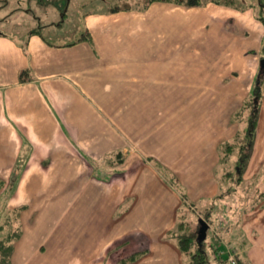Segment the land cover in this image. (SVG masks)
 Returning <instances> with one entry per match:
<instances>
[{"label": "crops", "instance_id": "1", "mask_svg": "<svg viewBox=\"0 0 264 264\" xmlns=\"http://www.w3.org/2000/svg\"><path fill=\"white\" fill-rule=\"evenodd\" d=\"M94 1L102 12L87 8L86 28L75 39L51 42L32 28L22 42L0 32V171L3 167L23 171L20 179L15 177L19 203L25 202L22 197L37 195L39 187L42 192L50 187L51 172L62 169L58 176H65L64 170L70 171L57 182L65 193L71 186L68 177L87 171V181L80 179L90 195H77L79 190L73 195L75 209L71 213V206L66 213L67 226H76L78 232L85 228L109 232L112 223L108 216L113 219L114 214L124 212L126 216L117 220L112 234L122 239L144 231L152 243L153 235L145 231L142 220L168 219L165 231H169L175 228L178 214L184 213V202L206 209L221 187L224 192L229 190L227 183H221L222 174L217 175L219 145L233 138L238 127L230 123V114L221 127H214V133L220 134L212 140L208 120H204L209 117L206 109L211 91H225L229 85L228 91H237L232 98L240 107L241 92L247 95L252 89L259 57L255 51L248 59L247 52L253 49L243 37L246 32L241 24L242 13L250 8L216 2L144 6L134 0V4L116 9L104 6L106 1ZM253 15L250 20L257 27ZM231 21L238 23V29L227 41L237 48L230 46L225 52L222 39ZM210 27L205 35L203 29ZM85 32L91 33L92 42L80 40ZM201 32L203 37L195 35ZM261 36L264 39V30ZM217 46L219 53L213 51ZM227 55L233 56L231 65H226ZM25 69L29 73L21 79ZM243 71H249L245 79ZM221 81L222 88L217 86ZM197 105L206 109L196 110ZM179 106L185 109L179 112ZM179 140L188 141L191 151L186 156L179 154ZM118 152L122 162L103 165L105 158ZM112 172L115 174L109 178ZM165 174L175 186L180 185L183 194ZM245 182L258 188L261 199L255 207L240 215L233 213L227 220L232 223L228 243L248 264H264V93L253 153L240 184ZM160 235L155 236L160 240L158 247L169 252L163 261L160 256L150 258V249L140 242L128 245L125 240L119 243L125 249L116 259L111 255L113 247H103L106 251L91 264H120L137 252L143 254L129 264H185L172 243L161 241L164 237ZM70 249L76 252L72 247L65 251ZM83 259L80 261L85 263ZM53 260L63 264L61 256Z\"/></svg>", "mask_w": 264, "mask_h": 264}, {"label": "rangeland", "instance_id": "2", "mask_svg": "<svg viewBox=\"0 0 264 264\" xmlns=\"http://www.w3.org/2000/svg\"><path fill=\"white\" fill-rule=\"evenodd\" d=\"M103 1H106V5L103 2L104 6L116 9L134 4V0ZM135 1L139 4L144 3V1L142 2L140 0ZM94 2V0H0V32L10 35L22 42L27 39L28 33L32 28H36L37 30H39L51 42L75 39L82 33L83 29L86 28V18L84 16L85 12L87 11L86 9L91 8V10L102 12L101 10L96 9L97 7L95 6ZM97 2L100 3V1L98 0ZM221 4H223V6L226 5L228 7H234L238 9L239 7L242 8L244 6L250 8L246 13H242L243 18L241 24L243 25L242 30L246 32L243 34V37H247L246 43L251 47V49H253L247 52L248 59L250 57H254L255 51L257 56L259 57L258 69L255 75L257 77L259 71L261 70V62L263 60L261 58V55L262 45L264 41L261 36L264 30V22L260 20L258 16H264V0H239V5L230 3ZM251 14H254L253 16L256 18V20H258L257 24L259 25H257V27L254 26L253 20H250ZM261 22H263V24ZM235 24L238 23H234V21H231L229 22V25L231 26L225 27V35L222 39L223 42H225V52L231 49L230 46H233V48H237V44L229 45V42L227 41L229 37L232 38V34L230 35V33L238 29V25ZM210 29L211 27L209 29H203V33L207 35ZM216 30H218V28H216ZM222 32H219V37L222 36ZM203 33L201 32L200 35L195 33V35L203 37ZM216 38L217 37L214 38L215 41ZM213 51H215V53H219L220 48L217 46L213 49ZM232 57V55L226 56V65H228V63H230V65L232 64V62L234 61ZM220 58H223V56L220 55ZM0 60H2L1 57ZM234 67L235 68L233 70L237 69L236 66ZM246 76H249V71H243L244 79ZM243 84L244 86L247 85L246 80H243ZM217 86L222 88L223 81H221ZM229 88V85H226L225 91L219 90L216 92H210L213 95L210 96L209 109H206V107L204 106L201 107L200 105H197L195 107L196 110L206 109V111L208 112L209 117L204 121L208 120L210 129L209 133L213 136L212 140L220 134L218 132L214 133V127H221L223 124L222 122L227 120V117H229L230 114L233 115V113L239 108L237 106L238 101L236 99H233L234 97L232 98V95L234 94L237 96V91H228ZM180 94L181 92L179 93V102L181 103L182 97L180 96ZM183 96H185V93H183ZM240 96L242 98L241 102L243 103L248 94L246 95V91H242ZM234 106H237L238 108L233 109ZM180 109L184 110L185 106H179V112ZM230 123H233L232 125H234L235 128L238 127V129H240V127H245L246 122L240 124L238 121L233 122L231 120ZM111 125L113 127V124ZM187 142L188 141L186 140H179V143H182V145H180L181 147L179 148L180 155L186 156L185 153H190L191 150L188 151ZM219 156L221 158L220 150ZM110 158H105L102 161L104 166H108ZM234 158L235 156H233V159ZM112 159L116 161V156L112 157ZM223 168L226 170H235L234 161H229L224 165L219 161V165L217 166V175L219 177L223 172ZM22 173V170L16 173L15 171L5 170L4 167L3 170L0 171V226L1 224H3L6 216H11L12 218L11 224L7 223L8 225L4 226V229L0 228V235L6 233L10 228L17 229V227H20L22 229L21 237L17 241H15L12 264H55L59 261V258L56 260V262H54L53 258H57L60 256L63 258V260L60 261L63 264H87L88 261H90L89 263L91 264L92 260L98 261L97 255L102 256L104 251L112 247V252L115 253L111 255L114 256L113 259H116V257L118 255H121L125 249V246H122L119 243L125 240L128 241V245H134L140 242L142 245L146 246V248L150 249L148 250V252L151 253L149 255L150 258L153 259V256L154 258L160 256L159 259L163 261L164 259H166V257H164L165 254L169 252L164 250L163 247H158L160 240L157 242L158 237L156 239L155 236L160 234V237H164V239H161V241L171 242L172 247L178 251V254L183 256L184 263L188 264V259L180 250L176 238L174 239L173 237H169L168 230L165 231V224L168 221V219L165 218L152 220L148 216L150 220H147V218L146 220H142V222H146L145 231H150V234L153 235V238H151L153 243L151 248L149 247V244L152 243H150V241L145 237L146 235L144 231H140L141 233L138 232L136 234L129 233L127 234L126 238L122 239L116 236V234H112V231L114 230L111 229H116V226L118 225L117 220L122 218L123 216H126L124 212L117 213L116 215L114 214L113 216L115 217H113V219H111L112 215L108 216V223H112L110 224V227L112 228L109 232L99 229V231L95 233L96 231L88 228L81 229V231L78 232V228L76 226H67L68 222L66 218H68V216L66 217V213H70L69 210H73L71 211V213H73L75 209V204H73L72 199L73 195L78 190L79 193L77 195H81L82 193L83 196L90 195L88 191L89 188L87 187V189L85 190L84 184L87 181V179L84 178H89V172H81L80 175H78L76 178L68 177L69 179H71V186L66 188L67 191H65V193H63L62 189L58 187L57 182L58 179H66V176L70 173V171L67 172V170H64L65 176H58L59 174H62V169L59 172H51L48 181L50 187L46 186L43 192V187H39L37 195L32 193L29 199L28 197H22V200L25 202L19 203L18 200L20 199V197L19 195H17L18 188L16 187L17 189H15V177L19 176L20 179ZM76 174H78L77 171ZM114 174L115 173L113 172L110 173L109 178H112V175ZM168 177L167 179H169V181H171V183L175 186L172 179ZM80 178L82 180H85V182L82 183V180ZM221 183L223 185L227 183V187L229 190H227V192H224V189H222L221 187L218 195L214 197L210 202H208L206 209L203 208L201 204H194L192 205V207L188 201V207L183 208L184 213L189 216L193 228L197 227V218H204L206 216V211H208V217L206 216V219L204 218L209 223V229L205 240L208 252L211 257L214 256L212 254V247H215L216 244H219V250L224 251V253L221 254L222 256H227L228 252L226 251V249L228 248L236 254L234 248L228 243V239H230L228 238V232L232 231V223H228L227 220H229L231 216L234 215L233 213L240 215L248 208L255 207L258 204V200L261 199L259 195H257L258 188L253 186V184L252 186H250L251 184L249 185V182L240 184L231 182L229 179L225 178L221 181ZM44 184L46 185L47 182H44ZM175 187L177 188V186ZM146 190H148V187L146 188ZM178 191L182 194L184 192L179 188ZM84 192L86 193L84 194ZM223 197H226L227 199L223 200ZM126 206H130L131 208L132 204L128 203ZM13 208H18V216H13L14 213L10 211ZM179 215L180 213L177 216L178 218ZM85 217H88V215H86ZM124 223L128 224V220H126ZM233 223H237V221L235 220ZM216 238L218 239V241ZM155 241L157 242L156 244ZM69 247L75 249L76 252H74V250L72 249H70L69 251H65L66 248ZM103 247H105L106 250L102 249ZM68 252H70L72 257L67 254ZM109 252L110 251H107V253ZM48 258H51L52 261ZM81 259H86L85 263L81 262ZM211 259L212 260L210 264H220L216 258ZM226 264L230 263L228 262Z\"/></svg>", "mask_w": 264, "mask_h": 264}, {"label": "trees", "instance_id": "3", "mask_svg": "<svg viewBox=\"0 0 264 264\" xmlns=\"http://www.w3.org/2000/svg\"><path fill=\"white\" fill-rule=\"evenodd\" d=\"M153 2H172L176 4H184L187 6H200L207 2L230 3L239 5V0H144V6H147ZM258 18L264 22L263 15L258 16ZM80 40H89L90 42L93 41L90 32H85L81 36ZM261 58L264 59V41L262 45ZM27 73H29L27 69L22 70L20 73V78L25 79ZM254 82L255 83H253L252 89L247 98L243 101L242 105L233 113L231 118L233 122L238 121L240 124L246 122L245 127H240V129H238L232 139L224 141L219 146L221 154V164H227V162L232 160L235 163V170H226L223 168L222 176L223 178L229 179L231 182L235 183H241L243 181L244 174L247 170L250 158L253 153L257 136V126L261 111V99L264 93V68L261 67V70L259 71ZM116 154V161H114L112 158L109 159V163L111 165L122 162L120 152ZM233 156H235L234 159ZM159 167L160 169H162L161 166ZM173 183L176 184L175 181ZM177 188L181 189L179 184H177ZM184 206L188 207L186 202H184ZM17 209L18 208H13L10 210L12 211V213H14L13 216L19 215ZM207 214H209L208 211H206L205 213V215L208 217ZM206 216L204 217L205 219ZM200 218L201 217L197 218V227L193 228L189 216H187V214L185 213L180 214L175 228L168 231V236L173 237L174 239L176 238L180 250L188 259V264H210L212 260L211 258H221L220 261L223 264L228 263V255L226 257L216 255L218 249L217 245L215 246L217 248H215L214 246L212 247V249L214 248L213 250L215 251V255L211 257L208 252L206 240H200L198 238ZM11 221V216H6L0 228L4 229V226L11 224ZM21 235L22 229L20 227H17V229L10 228L6 233L0 235V264H12L15 241H17L21 237ZM142 254V252H137L133 255H130L122 260L121 264L132 262ZM236 257L238 264H248L247 260L238 257V255H236Z\"/></svg>", "mask_w": 264, "mask_h": 264}, {"label": "water", "instance_id": "4", "mask_svg": "<svg viewBox=\"0 0 264 264\" xmlns=\"http://www.w3.org/2000/svg\"><path fill=\"white\" fill-rule=\"evenodd\" d=\"M261 67L264 68V59L261 62ZM199 222H200V228H199V232H198V238L200 240H204L207 237V232L209 229V223L204 218H201L199 220Z\"/></svg>", "mask_w": 264, "mask_h": 264}, {"label": "built area", "instance_id": "5", "mask_svg": "<svg viewBox=\"0 0 264 264\" xmlns=\"http://www.w3.org/2000/svg\"><path fill=\"white\" fill-rule=\"evenodd\" d=\"M226 251L228 252V261L231 263V264H238L237 262V257H236V254L234 252H232L229 248L226 249ZM224 251L223 250H219V253L218 255H221L223 254ZM222 256V255H221Z\"/></svg>", "mask_w": 264, "mask_h": 264}]
</instances>
